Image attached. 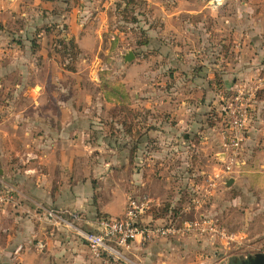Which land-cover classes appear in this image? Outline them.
<instances>
[{
	"label": "rangeland",
	"instance_id": "rangeland-1",
	"mask_svg": "<svg viewBox=\"0 0 264 264\" xmlns=\"http://www.w3.org/2000/svg\"><path fill=\"white\" fill-rule=\"evenodd\" d=\"M209 1H23L0 22V35L7 38L0 43V120L16 111H80L77 134L96 148L90 162L100 170L91 178L93 204L111 205L118 214L66 211L81 213L91 224L95 218L121 216L129 199L139 197L152 200L154 211L143 216L145 224L149 215L180 224L213 221L216 233L205 225L203 233L169 238L165 245V239H157L160 255L153 264H192L199 258L211 259L207 264H254L264 256V0H225L213 17L204 15L212 12ZM200 7L204 14L191 13ZM73 32L87 33L89 44L83 50L67 45L66 52L64 41ZM203 44L207 51H193ZM10 45L20 52L8 55ZM129 52L134 59L126 62ZM17 55L23 66L18 67ZM204 59L216 65L210 68L215 77L211 83L204 78L200 88L194 80L208 76L209 68L206 72L199 63ZM226 71L232 75L224 80ZM204 87L217 96L201 97ZM231 103L241 105L248 120L240 164L215 179L221 163L207 161L206 155L211 144L220 151L222 113ZM177 117L188 127L182 124L174 143L168 129H177ZM204 135L207 143L196 147ZM33 221L36 226L44 222L42 236L62 237L52 241L44 264H66L72 254L74 264H102L70 225ZM67 221L92 230L84 222ZM42 242L34 241L36 250Z\"/></svg>",
	"mask_w": 264,
	"mask_h": 264
},
{
	"label": "crops",
	"instance_id": "crops-1",
	"mask_svg": "<svg viewBox=\"0 0 264 264\" xmlns=\"http://www.w3.org/2000/svg\"><path fill=\"white\" fill-rule=\"evenodd\" d=\"M23 1L38 2V0H0V22L11 18V11L15 10ZM182 3L189 5L195 2L194 0H182L180 5ZM202 7L191 13L196 15L204 14ZM204 15H209L210 17L216 16L214 12H205ZM202 32L204 33L203 29ZM185 33H190L189 29H186ZM68 36L74 39V44L81 50L84 49V45L89 44V35L87 33L73 32ZM6 39L5 35H0V43L5 42ZM205 48L207 47L203 44L200 45L198 51H195L196 49L193 51L201 53V51H207ZM6 51L8 55L20 52L19 50L17 51L14 45H10ZM185 54L187 58L190 55ZM18 57L17 55L16 60ZM18 60L16 61L18 67L23 66L24 64L20 62L21 60ZM199 63L204 66L202 68L204 71H206V68H209L207 77H198L194 80L201 88L204 78L210 83L214 79L215 76L210 68L216 65L212 61H208L207 64L206 59ZM259 68L262 69L261 64ZM200 75L202 76L201 73ZM231 75L230 71L222 73L224 80L229 79ZM232 81L234 82V76L232 77ZM261 81L264 82V77ZM197 96L199 97V95ZM200 96L206 97V100L211 101L217 95L211 93V89L208 87H204V90H200ZM182 104L185 105L184 102ZM208 105L204 107L205 110L208 108ZM183 109H186V107ZM59 112L62 114L58 115ZM79 112L16 111L7 117H2L3 119L0 120V187L7 186L14 190L13 203L7 205L0 212V264H44L45 256L50 251L52 241H60L62 239L60 234H56L54 240L44 235V237L42 236L41 229L44 227V222L36 226V221H33L35 218H38L40 221L45 220L41 217V214H37L36 210H33L38 206L42 208L55 207L59 210H79L89 215V217L96 213L110 216L118 214L111 205L93 204L92 198L95 188L91 178L100 170L97 164L93 165V162H90L91 154L96 148L85 141L83 134L81 136L77 134L80 125V121L77 119L80 116ZM67 114L68 116L66 117ZM175 121L178 122L175 126L177 129L169 128L168 130L172 134L168 138L177 143L178 136L175 135L177 130L179 132L183 131L184 127L182 126L185 124V127H188V124L186 119L184 122L181 117H177ZM189 127L192 126L190 125ZM74 130H76V133H73ZM34 131L38 133H34ZM184 139L185 142L188 141L186 136H184ZM206 143V135H204L203 137H199L196 147H200ZM209 149L210 151L206 155L207 161L213 160L218 151L213 150L212 144ZM106 165L108 164L105 163L104 166ZM104 166H102L103 170L105 169ZM139 172L138 168L135 169L137 177ZM196 172L200 173L197 169ZM140 181L144 183L142 179ZM135 188L136 185L134 186ZM156 205L157 203H155ZM161 219H156L149 215L145 220L146 222H160ZM59 223L56 224L59 225ZM64 225L66 224L64 223ZM68 236L71 238V235ZM36 240L44 241V243L40 244L42 249H37L38 251L34 245V241ZM187 241L194 243L195 239ZM165 242L167 240H164V245ZM195 242L201 243V239H197ZM83 244L85 245L84 242ZM155 244H158V242L155 241L146 245L134 243L128 254V258L132 262H139L141 264H153V261L157 263L156 255L160 254H156L158 250ZM198 246L197 249H200L202 244ZM76 247H79L77 243ZM85 247L88 250L86 245ZM43 249H45L44 252ZM81 249L84 250L83 248ZM75 256V254H72L70 256L72 259L66 264H74L73 260L77 257ZM92 258L101 263V261L95 259L93 256ZM193 258L196 259V256H193ZM80 260H82V263L84 262V259ZM197 261L192 264H207L211 262V259L199 258ZM161 264H165V262Z\"/></svg>",
	"mask_w": 264,
	"mask_h": 264
},
{
	"label": "built area",
	"instance_id": "built-area-1",
	"mask_svg": "<svg viewBox=\"0 0 264 264\" xmlns=\"http://www.w3.org/2000/svg\"><path fill=\"white\" fill-rule=\"evenodd\" d=\"M225 3V0H210L208 9L212 12ZM241 105H226L222 113L223 127L220 131V151L215 154L216 161L221 168L216 169L214 178L229 175L239 167V157L244 142L243 131L247 128V114ZM14 201V190L10 187H0V212ZM194 203H198L195 201ZM151 201L139 197H131L123 214L118 217H100L89 224L81 213H71L66 210L46 209L38 206L36 213L45 219L64 222L76 229L78 236L84 241L90 254L101 261L102 264H131L128 254L134 243L141 245L151 243L157 239L184 238L192 233L200 234L208 225L211 232L216 233L212 227L213 221L195 220L185 221L182 224L173 219L162 218L160 222H143V216L151 208ZM72 222H84L92 226V230L75 228ZM41 248L42 246L39 245Z\"/></svg>",
	"mask_w": 264,
	"mask_h": 264
},
{
	"label": "water",
	"instance_id": "water-1",
	"mask_svg": "<svg viewBox=\"0 0 264 264\" xmlns=\"http://www.w3.org/2000/svg\"><path fill=\"white\" fill-rule=\"evenodd\" d=\"M123 58H124V60H125L126 62H129V61H131L132 59H134V55H133L131 52H129V53H127L126 55H124ZM232 183H233V180L230 179V180H228V181L226 182V186L229 187ZM254 264H264V256H258V257H256V259H255V261H254Z\"/></svg>",
	"mask_w": 264,
	"mask_h": 264
},
{
	"label": "trees",
	"instance_id": "trees-1",
	"mask_svg": "<svg viewBox=\"0 0 264 264\" xmlns=\"http://www.w3.org/2000/svg\"><path fill=\"white\" fill-rule=\"evenodd\" d=\"M73 44H74V41L72 40V39H70L69 41H64V49H65V51L67 52V49L65 48L67 45H71V47H74L73 46ZM75 45V44H74ZM75 48V47H74ZM69 51H72L71 49L70 50H68V53H69ZM70 55V54H69ZM70 71H73V69L71 70L70 69ZM170 209V208H169ZM153 209L151 208L150 210H148V212L149 211H152ZM156 210H158V209H156ZM154 211V210H153ZM168 212H169V210H168ZM155 213V212H154ZM150 216H152V215H150ZM106 217V216H105ZM153 218H155V216L153 215ZM159 218H163V217H157L156 219H159ZM237 262V261H236ZM235 263V262H234ZM248 264V263H250L251 264V262L250 261H247V262H245V261H239V263H235V264Z\"/></svg>",
	"mask_w": 264,
	"mask_h": 264
}]
</instances>
